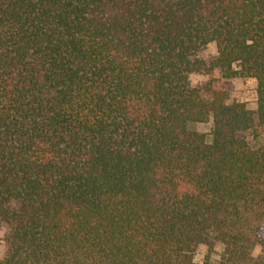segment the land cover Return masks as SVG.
<instances>
[{"label":"trees","instance_id":"trees-1","mask_svg":"<svg viewBox=\"0 0 264 264\" xmlns=\"http://www.w3.org/2000/svg\"><path fill=\"white\" fill-rule=\"evenodd\" d=\"M263 223L264 0H0V264H264Z\"/></svg>","mask_w":264,"mask_h":264},{"label":"rangeland","instance_id":"rangeland-1","mask_svg":"<svg viewBox=\"0 0 264 264\" xmlns=\"http://www.w3.org/2000/svg\"><path fill=\"white\" fill-rule=\"evenodd\" d=\"M216 55V46L214 43H210L204 49H202L198 56L203 59H211ZM213 77H220L221 72L219 69H215L213 71ZM208 79L207 75L192 73L190 75V82L193 85L199 84ZM233 88L229 94L228 101H244L246 102L248 108L254 110L256 108V82L254 79L250 78H241L236 77L232 79ZM189 128L192 130H196L202 133H205L208 137H210V132L212 129V121H208L205 123H190ZM259 235L261 238H264V223L259 230ZM2 234H0V237ZM0 250H1V241H0ZM208 252V247L206 245H200L195 254V260L198 262H202L205 255ZM222 252V245L216 244L215 250L212 253L213 259H218L219 254ZM261 252V246L256 244L253 248V255L258 256Z\"/></svg>","mask_w":264,"mask_h":264}]
</instances>
